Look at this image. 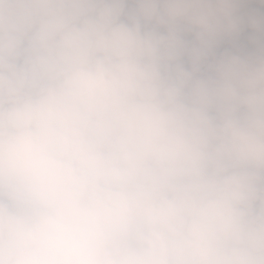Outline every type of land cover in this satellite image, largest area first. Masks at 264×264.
<instances>
[{
    "label": "clouds",
    "instance_id": "obj_1",
    "mask_svg": "<svg viewBox=\"0 0 264 264\" xmlns=\"http://www.w3.org/2000/svg\"><path fill=\"white\" fill-rule=\"evenodd\" d=\"M0 264H264V0H0Z\"/></svg>",
    "mask_w": 264,
    "mask_h": 264
}]
</instances>
